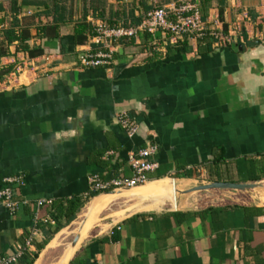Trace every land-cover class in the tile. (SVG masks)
<instances>
[{
  "label": "crops",
  "instance_id": "obj_1",
  "mask_svg": "<svg viewBox=\"0 0 264 264\" xmlns=\"http://www.w3.org/2000/svg\"><path fill=\"white\" fill-rule=\"evenodd\" d=\"M91 1H18V13L6 1L0 9V84L12 79L0 88V188L4 177L19 179L12 186L16 210L0 206V264L18 248L22 255L11 264L39 254L69 224L62 218L52 233L54 206L77 199V216L94 196H87L88 175L131 176L128 159L147 144L158 165L149 179L173 177L180 190L204 174L209 181H264V0H189L198 3L207 30L226 35L236 28L225 44L138 32L117 47L109 67L81 68L78 56L97 48L90 38L97 23L136 26L131 17L143 19L141 1L152 2L97 0L103 10H93ZM13 19L15 35L28 28L26 45L41 55L7 42ZM80 24L87 25L83 42L74 37ZM120 113L137 123L132 136L120 127ZM211 190L183 194L174 209L165 204L113 227L99 222L71 264H264V202L252 193ZM63 237L39 264L56 263L69 241Z\"/></svg>",
  "mask_w": 264,
  "mask_h": 264
},
{
  "label": "built area",
  "instance_id": "obj_2",
  "mask_svg": "<svg viewBox=\"0 0 264 264\" xmlns=\"http://www.w3.org/2000/svg\"><path fill=\"white\" fill-rule=\"evenodd\" d=\"M236 29V28H235ZM234 28L228 30L227 34H222L221 31L205 28V22L202 19L198 3L195 1L181 0L172 2L168 5H154L149 9L140 23L136 26L115 25L108 26L103 22L97 23L93 28L91 41L97 45L92 51L82 53L78 56V66L81 68L109 67L114 58V53L117 47L130 38L134 37L138 32H145L151 36L156 33L167 34L174 43L181 40L183 37L202 38L209 36L212 39L219 41L224 40L230 42L231 35H235ZM11 77H14L11 74ZM10 75H8L9 77ZM5 78L0 84V88H6L10 85L11 78ZM118 123L123 131L129 136H132L137 131V123L133 118H130L126 113L118 115ZM156 152V148L147 144L143 149L139 150L135 155H131L128 159L132 169V175L129 177H113L102 179L97 174H90L87 177L88 191L87 196L110 191L115 188H129L145 184L149 179L148 173L153 172L158 168L155 161L150 160V156ZM16 176H7L2 179L3 186L0 188V206L8 211H15L17 202L13 198L12 186L18 182ZM43 202L38 201V205ZM31 230V235L37 234L38 230L35 227ZM32 238L25 241V246L31 244ZM23 248H18L17 252L1 261V264H11L18 260L22 255Z\"/></svg>",
  "mask_w": 264,
  "mask_h": 264
},
{
  "label": "water",
  "instance_id": "obj_3",
  "mask_svg": "<svg viewBox=\"0 0 264 264\" xmlns=\"http://www.w3.org/2000/svg\"><path fill=\"white\" fill-rule=\"evenodd\" d=\"M12 0H0L6 2ZM241 49V46H239ZM166 180L169 186H162L161 181ZM178 180L165 176L157 179L148 180L143 185L134 187L115 188L110 191L98 193L92 196L84 205L82 211L69 222V224L60 229L54 237L40 251L38 257L33 264H39V261L44 252L53 247L55 241L64 234V239L69 238V241L62 243L63 249L59 259L54 264H71L75 254L79 251L82 243L87 238L89 232L99 222L107 220V226L113 227L138 213H152L163 210L165 204H169L171 209L176 206L178 198L190 192H202L211 189L235 190L251 195L252 190L264 189V184L261 182L252 183H235L225 181H200L198 185H192L184 190L178 189ZM105 200L102 206L98 203ZM96 206L97 209H96ZM112 206H118L117 212H113ZM109 211V214L101 216L104 212Z\"/></svg>",
  "mask_w": 264,
  "mask_h": 264
},
{
  "label": "trees",
  "instance_id": "obj_4",
  "mask_svg": "<svg viewBox=\"0 0 264 264\" xmlns=\"http://www.w3.org/2000/svg\"><path fill=\"white\" fill-rule=\"evenodd\" d=\"M20 2V5H29V4H41V3H44V0H12V1H9V5H10V10L13 12V13H18L20 11V6H17V2ZM152 2L150 4H147L145 1H141V7L144 11V15L145 13L151 9L154 5H163L167 2H170L171 0H151ZM174 1V0H172ZM99 1L97 0H93L91 2H89V7L92 8L93 10H96L98 8H100L101 10H103L102 8L103 7H100V6H96L95 3H98ZM4 6V2H0V9H2ZM84 11H86V8L84 9ZM85 13V12H84ZM131 14V12H130ZM129 14V15H130ZM132 16V15H130ZM142 17H137V18H133L131 17V23L133 24H137L141 21ZM124 25H127L125 24L124 22ZM17 26V21L16 19H13L12 21V24L10 25V27H8L5 31H4V35H5V38L7 40L8 43H11L12 41L14 40H17L20 44V48L23 52L27 53L30 57H35V56H39L42 54V50L39 49V48H29L27 45H26V41L29 39V32H28V28L26 27H23V28H20L19 30V33L17 35H15V27ZM46 28L45 27H42L41 30H45ZM87 29V25L85 24H80L77 26V29L75 30V33H74V37H75V40L77 42H83L85 41V35L83 34V32H85ZM219 43L221 44H225V41L220 39L218 41ZM5 54V52H3L2 50H0V56ZM187 174H185L186 176ZM83 202H80L78 201L77 199H73V200H70L66 203V205H58V206H54V210L53 212L51 213L52 214V219L53 221L55 222L56 226L54 228V230L52 231V233H55L56 231H58L60 229V227L62 226L61 225V219L64 218L65 219V222L66 224L69 223L70 221H72L75 216H76V213L79 211V209L81 208ZM42 248V247H41ZM39 250V249H38ZM38 250L36 253L33 254V256L28 260L26 261L25 263L26 264H32L33 261L35 260V258L37 257L38 255Z\"/></svg>",
  "mask_w": 264,
  "mask_h": 264
},
{
  "label": "bare ground",
  "instance_id": "obj_5",
  "mask_svg": "<svg viewBox=\"0 0 264 264\" xmlns=\"http://www.w3.org/2000/svg\"><path fill=\"white\" fill-rule=\"evenodd\" d=\"M161 185L162 186H169V183L166 181V180H163V181H161ZM264 184V183H263ZM259 191V193H258V198H259V200H261V201H263L264 202V189H263V191H262V189H257V192ZM104 201L105 200H102V201H100L99 203H98V206L100 207V206H102L103 205V203H104ZM98 206H96V209H97V207ZM62 264V263H61Z\"/></svg>",
  "mask_w": 264,
  "mask_h": 264
},
{
  "label": "rangeland",
  "instance_id": "obj_6",
  "mask_svg": "<svg viewBox=\"0 0 264 264\" xmlns=\"http://www.w3.org/2000/svg\"><path fill=\"white\" fill-rule=\"evenodd\" d=\"M156 1H158V0H156ZM203 177H204V179H200V178H198V180L196 179V181L194 182L195 183V185H198L199 184V182L200 181H204V183H206V182H208L209 180H207V176L204 174V175H202ZM202 177V178H203ZM200 179V180H199ZM193 183V182H192ZM261 183H264V181H261ZM191 184V183H190ZM189 183L186 185V187L188 186V185H190ZM210 191H215V190H210ZM216 191H222V190H216ZM204 193V192H203ZM211 193H214V192H211ZM251 193H252V195L254 194L255 195V197L257 198V200H258V192H257V190H252L251 191ZM70 238V237H69ZM54 259V258H53ZM52 259V260H53Z\"/></svg>",
  "mask_w": 264,
  "mask_h": 264
}]
</instances>
